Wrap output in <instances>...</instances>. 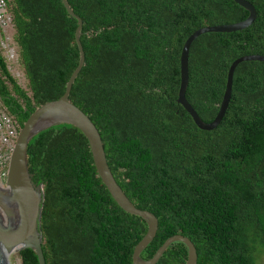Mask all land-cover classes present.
Returning <instances> with one entry per match:
<instances>
[{
    "label": "trees",
    "instance_id": "1",
    "mask_svg": "<svg viewBox=\"0 0 264 264\" xmlns=\"http://www.w3.org/2000/svg\"><path fill=\"white\" fill-rule=\"evenodd\" d=\"M28 91L0 52V98L20 128L60 99L79 64L76 19L62 0H7ZM249 28L209 33L192 44L187 100L212 123L230 66L264 56V0ZM83 20L86 64L70 101L99 130L109 167L131 202L152 212L159 229L141 257L152 259L171 237L195 245L198 264H257L264 255V62L241 63L227 113L202 131L178 104L180 60L187 39L208 26L242 22L233 0H68ZM33 183L43 185L41 231L46 264H133L148 232L122 210L98 177L89 142L60 125L28 148ZM22 264H40L33 250ZM173 244L157 264H186Z\"/></svg>",
    "mask_w": 264,
    "mask_h": 264
},
{
    "label": "water",
    "instance_id": "2",
    "mask_svg": "<svg viewBox=\"0 0 264 264\" xmlns=\"http://www.w3.org/2000/svg\"><path fill=\"white\" fill-rule=\"evenodd\" d=\"M249 13V17L238 23L208 26L194 32L185 42L181 60V83L178 104L192 117L202 131H213L222 123L232 98L234 75L237 67L244 62H264V56H244L232 63L227 75L226 89L219 112L212 123H205L187 100L186 94L190 80L189 57L192 44L202 35L209 33H234L252 26L258 13L255 6L247 0H233ZM68 14L77 20L75 41L80 52L77 68L66 85L63 96L39 107L19 132L11 156L5 186L0 185V264H12L10 256L22 250L36 252L39 263L46 264L41 231L44 203L43 185L33 183L29 171L28 148L35 137L42 132L60 125H70L86 137L89 142L98 177L109 191L117 205L126 213L141 217L148 225V232L136 246L133 264H157L166 251L175 243H183L188 249L186 264H198V254L194 243L187 237L177 235L168 239L150 260L141 257L143 251L153 241L159 229L158 218L150 211L137 208L117 183L108 164L101 134L92 120L70 101L74 83L86 64V54L81 43L83 20L74 12L68 0H62Z\"/></svg>",
    "mask_w": 264,
    "mask_h": 264
},
{
    "label": "built area",
    "instance_id": "3",
    "mask_svg": "<svg viewBox=\"0 0 264 264\" xmlns=\"http://www.w3.org/2000/svg\"><path fill=\"white\" fill-rule=\"evenodd\" d=\"M13 17L9 12L8 1L0 0V52L8 69L16 74L20 61L19 47L15 42ZM18 75V74H17ZM21 128L9 114L0 98V185L5 186L9 164Z\"/></svg>",
    "mask_w": 264,
    "mask_h": 264
},
{
    "label": "rangeland",
    "instance_id": "4",
    "mask_svg": "<svg viewBox=\"0 0 264 264\" xmlns=\"http://www.w3.org/2000/svg\"><path fill=\"white\" fill-rule=\"evenodd\" d=\"M11 32L15 38V34H16L15 28ZM15 73L16 74L11 73L12 76L14 77V79L18 82V84L22 88H24L25 90L28 91V80H27V77H26V74H25V71H24V68L22 66L21 61H19L18 68H17ZM10 259H11L12 264H22V259L18 253L12 254L10 256ZM257 264H264V255L263 254L257 255Z\"/></svg>",
    "mask_w": 264,
    "mask_h": 264
}]
</instances>
